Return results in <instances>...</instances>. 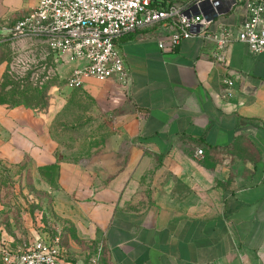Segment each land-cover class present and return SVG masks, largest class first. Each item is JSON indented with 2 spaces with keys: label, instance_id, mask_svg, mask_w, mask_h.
Listing matches in <instances>:
<instances>
[{
  "label": "crops",
  "instance_id": "crops-1",
  "mask_svg": "<svg viewBox=\"0 0 264 264\" xmlns=\"http://www.w3.org/2000/svg\"><path fill=\"white\" fill-rule=\"evenodd\" d=\"M36 2L0 0V33ZM221 2L209 30L222 23L237 33L245 0ZM164 32L116 41L130 83L120 91L107 80L118 88L115 131L102 147L110 161L58 160L47 119L24 104L0 103L1 153L57 164L54 208L104 245L105 264H264V51L233 40L219 61L214 42L198 38L164 51Z\"/></svg>",
  "mask_w": 264,
  "mask_h": 264
},
{
  "label": "rangeland",
  "instance_id": "rangeland-1",
  "mask_svg": "<svg viewBox=\"0 0 264 264\" xmlns=\"http://www.w3.org/2000/svg\"><path fill=\"white\" fill-rule=\"evenodd\" d=\"M4 33H0V102L28 105L46 118L58 160L98 165L110 161L102 147L108 133L115 131L117 85L87 78L83 88L72 89L67 86L75 65L72 60L56 55L42 38H13L7 36L8 31ZM123 86L119 84L120 91ZM108 87L114 91L104 101L100 90ZM104 115L108 120L102 119ZM3 136L0 132V147ZM56 168V163L41 167L30 155L11 159L0 150V246L17 252L24 251L37 236L59 239L66 260L105 264L104 245L80 236L74 222L56 212Z\"/></svg>",
  "mask_w": 264,
  "mask_h": 264
},
{
  "label": "built area",
  "instance_id": "built-area-1",
  "mask_svg": "<svg viewBox=\"0 0 264 264\" xmlns=\"http://www.w3.org/2000/svg\"><path fill=\"white\" fill-rule=\"evenodd\" d=\"M221 4V0H37L29 13L7 29V36L42 38L56 55L72 60L75 65L67 79L72 89L82 88L87 78L116 79L125 86L130 83L129 71L116 41L139 29H163L157 38L164 51H173L191 38L211 40L212 56L219 61L233 40L247 44L252 53L264 51V0H245L247 18L237 33L222 23L209 30ZM197 153L202 155L203 149ZM58 241L37 236L17 252L0 246V264H74L63 257Z\"/></svg>",
  "mask_w": 264,
  "mask_h": 264
},
{
  "label": "trees",
  "instance_id": "trees-1",
  "mask_svg": "<svg viewBox=\"0 0 264 264\" xmlns=\"http://www.w3.org/2000/svg\"><path fill=\"white\" fill-rule=\"evenodd\" d=\"M1 103V102H0ZM15 105H19V103L18 104H15ZM15 105H11V106H15ZM25 105V104H24ZM26 106H28V105H26ZM30 107V106H29ZM32 108V107H31Z\"/></svg>",
  "mask_w": 264,
  "mask_h": 264
}]
</instances>
